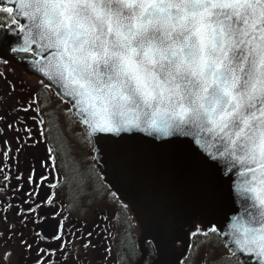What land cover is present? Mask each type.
<instances>
[{"label":"snow or ice","instance_id":"snow-or-ice-1","mask_svg":"<svg viewBox=\"0 0 264 264\" xmlns=\"http://www.w3.org/2000/svg\"><path fill=\"white\" fill-rule=\"evenodd\" d=\"M3 10L19 12L27 23L17 29L0 22V51L15 58L39 44L45 87L70 97L93 133L192 136L198 147L214 146L200 147L201 160L209 169L219 172L222 164L236 173L229 187L241 211L227 225L228 257L214 255L211 264H229L233 256L241 264L253 256L264 264V0H13ZM30 110L31 102L19 109ZM53 151L26 177H16L32 185L18 213L24 226L39 228L41 210L55 203L39 196ZM59 151L70 158V146ZM82 167L71 157L63 183L74 182L78 195L92 181L102 188L103 169ZM58 237L59 229L51 238ZM46 238L35 233L34 239Z\"/></svg>","mask_w":264,"mask_h":264},{"label":"water","instance_id":"water-1","mask_svg":"<svg viewBox=\"0 0 264 264\" xmlns=\"http://www.w3.org/2000/svg\"><path fill=\"white\" fill-rule=\"evenodd\" d=\"M0 5L13 6V0H5ZM14 17L27 23L19 12ZM35 47L37 51L34 53L39 58L24 59L20 64L49 83L38 71L44 63V49L39 44ZM0 56L13 60L3 51H0ZM53 88L70 101V97L62 96L57 91V86ZM70 106L74 115L85 125L78 109L73 108L72 103ZM85 126L95 137L94 149H99L94 150L97 168L103 169L106 182L130 204L139 223L141 231L138 241L142 256L136 264H141L146 257V240L153 242L156 251L150 264H182L195 220L202 221L206 229L216 224L218 233L227 245L225 234L231 231L227 225L231 217L241 211V205L236 202L229 187L231 180L237 179L236 173L222 164L216 165L219 172L209 169L201 160L200 147H204L205 151H214V146L212 149L204 144L198 147L192 136L159 138V134L153 136L143 131L125 133L116 139L111 134L93 133L88 125ZM197 139L202 138L197 136ZM224 172L229 174L223 175ZM177 242L181 243L179 249ZM247 257L245 253L244 259ZM239 259L241 261V257ZM248 264H255V256Z\"/></svg>","mask_w":264,"mask_h":264},{"label":"flooded vegetation","instance_id":"flooded-vegetation-1","mask_svg":"<svg viewBox=\"0 0 264 264\" xmlns=\"http://www.w3.org/2000/svg\"><path fill=\"white\" fill-rule=\"evenodd\" d=\"M13 20L15 19L11 13L0 10V22H3V25H13ZM14 25L19 27L20 23L16 21ZM16 56L19 59L37 58L34 52L17 51ZM0 65L12 71V73L11 71L6 73L5 68L4 70L0 68V174L2 175L0 182V251L4 252V264H112V258L108 256L107 226L109 222L104 214L108 210L99 211L98 208L89 205V202L87 205H75L67 195L65 198H67L68 205L66 209L63 208L59 195L64 187L62 184L61 186L54 185L53 180L55 176L53 152L51 153L52 159L48 161V167L42 169L47 181L40 189L39 196L43 199L51 196L55 203L41 210L40 214L44 220L39 228L34 223H28L26 226L21 224L23 217L18 213L21 208L25 207L23 201L28 198L32 185L26 184L23 179L18 182L16 177H26L30 168L36 166L37 160L43 161L48 157L49 133H54L57 142L59 141L61 137L58 124L60 110L45 107L47 96L41 88L46 89L47 87L44 82L41 84L40 78L28 73L18 62L9 61L5 65L3 59H0ZM17 69L20 71H18V79L11 76V74H16ZM23 75L24 79H22ZM29 78L39 82L40 85L32 88L26 82ZM30 102L32 110L27 113L19 111L21 107H28ZM45 109L48 110V131L41 123L42 112ZM7 124H11L12 127L7 128ZM4 141L8 143L5 144ZM17 148L20 149L19 152L16 151ZM95 195H98L97 205H101L103 201L106 205L105 196L97 183ZM85 206L88 213L81 216L86 212L83 211ZM71 210L77 212L78 215ZM61 221H63L62 224ZM58 229L59 237L62 238L58 237L53 240L51 237L57 235ZM36 232L46 235L47 238L34 239ZM89 233L91 236L88 235ZM62 244L66 247L61 248ZM28 245L31 247L29 248Z\"/></svg>","mask_w":264,"mask_h":264},{"label":"rangeland","instance_id":"rangeland-1","mask_svg":"<svg viewBox=\"0 0 264 264\" xmlns=\"http://www.w3.org/2000/svg\"><path fill=\"white\" fill-rule=\"evenodd\" d=\"M0 68L2 70H4V68H5L6 73H8V72L10 73V71H11L6 66L3 67L0 65ZM18 71L19 70L17 69L16 74H11V76L18 79V73L20 72V71L19 72ZM11 73H12V71H11ZM24 78H25V76L23 75L22 79H24ZM29 79H26V82H28L32 86V88H36V86L40 85L39 82H37L35 80H31V79L29 80ZM7 88H9V87H7ZM41 89L46 93V96H47V101H46L45 107L48 106L51 109L54 108V110H55V108H58L60 111L68 112V105L65 102H59L55 98V96L53 94L54 92L52 90L48 89V87L46 89L42 87ZM13 91H14V89H13ZM47 113H48L47 109L43 110V112H42L43 119L41 120L42 125L44 124V127L46 126V131L49 130V128H47V125L49 123V120L47 118L48 117ZM64 120H67V124L64 123ZM59 121H60L59 126L61 128L60 131L62 132V134L65 135V138H62V137L59 138V146H61L62 144L65 146H69L68 143L73 142L74 139H77V140H83L84 138L87 139V135L80 130L81 127L79 124H77V125L74 123L71 124V121H69L63 115H61V118L59 119ZM49 139H50V149L51 148L57 149V151H53V156H54V160H55V165L53 166V170H54V174H55L54 179H53L54 185H60L61 186V184H63L64 188H63V190H61V194L59 196H60V202L63 203L61 205L63 206L64 209H66V205H68V204H67V198H65L64 193L67 196H69L70 199H72L71 201L74 200L76 202H78L79 197L82 196V195L75 194L77 186L74 182L70 181L69 183H63L65 175L69 174L68 169L71 167V157H74L76 160H78L84 166L81 168V171H84V169L87 166H94L95 162L90 161V164H89L84 159H81L80 154H82V149L79 145H76L75 149L80 154H78L75 151H71L70 158L68 160H65V157L59 151L58 142H57V139H56L54 133H52V134L49 133ZM83 145L86 146V143H83ZM88 154H89V151H88ZM66 165H67V167H66ZM57 169H59V171H57ZM1 181H2V175L0 174V182ZM92 182L90 183V186L86 189V194H84V195L97 197L98 195H95L96 183H95V181H92ZM87 202L90 203L89 205L94 206V208H98L99 211L103 210V209L108 210V212H105L104 214H106V217L109 220V225L107 226L108 227V235H107L108 241L107 242H108V256L111 259L112 256L114 257V252L116 250L117 242H119V239L121 238L122 234L128 233V236H132V233L127 231L125 228H123V226H121V224H120V221L118 220V213L119 214H123V213L128 214L127 209L124 207L125 206L124 203L121 202L120 200L118 203V207L112 202H106V205H105V203L103 201V203H101V205H97L98 204L97 200L94 203H92L87 199H83L78 206H81L83 204L87 205ZM83 211H86V212H84L81 216L87 215L88 209L86 208V206L84 207ZM72 212L75 215H78L77 212H75V211H72ZM116 212H117V214H116ZM80 213H82V212H80ZM135 231H136V234H139L140 229H139L138 225H137ZM197 241L198 240L196 239L195 243ZM221 254L222 253L214 252L213 246H209V245L201 242L200 244H198L197 252L195 254L196 256H195V259H193V261L196 262L195 264H211L214 255H221ZM222 255H224V254H222ZM3 256H4V252H3V250H1L0 251V259H1L0 264H4ZM224 256L228 257L227 255H224ZM115 264H117V263H115Z\"/></svg>","mask_w":264,"mask_h":264},{"label":"trees","instance_id":"trees-1","mask_svg":"<svg viewBox=\"0 0 264 264\" xmlns=\"http://www.w3.org/2000/svg\"><path fill=\"white\" fill-rule=\"evenodd\" d=\"M75 142H77V141L69 143V146L72 149H75V147H76ZM82 149H83V147H82ZM84 154H85V150H84L82 155H84ZM82 158L85 160V156H82ZM120 220H121V225L123 226V228H125L127 231L132 233V236H128V238L123 237L124 240H123V242L120 246V249H119L120 261L123 264H134L135 261L137 260V258L140 256V251L138 249V246L136 244V239H135L136 236H135L134 222H133V219L131 218V216H129L128 214H125V213L122 214V216L120 217ZM126 235H128V233H126L125 236ZM198 235H196V234L194 235L193 233L191 234V237L193 238V244H195V239H197ZM209 237H210V240L214 239V235L209 236ZM216 242L217 241H213V242H209V243L213 244ZM146 247H147V251H148V256L146 258L145 263H148L149 260H151L152 257L154 256V248L149 241L146 242ZM192 250H193V248H191L190 252H192Z\"/></svg>","mask_w":264,"mask_h":264},{"label":"bare ground","instance_id":"bare-ground-1","mask_svg":"<svg viewBox=\"0 0 264 264\" xmlns=\"http://www.w3.org/2000/svg\"><path fill=\"white\" fill-rule=\"evenodd\" d=\"M181 197V196H180Z\"/></svg>","mask_w":264,"mask_h":264}]
</instances>
